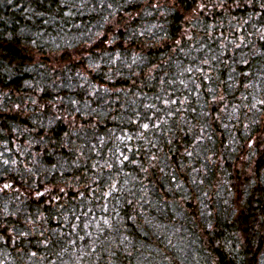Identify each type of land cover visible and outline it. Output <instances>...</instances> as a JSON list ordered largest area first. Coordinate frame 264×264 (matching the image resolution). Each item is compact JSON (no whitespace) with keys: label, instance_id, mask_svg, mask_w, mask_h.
I'll return each instance as SVG.
<instances>
[{"label":"clouds","instance_id":"clouds-1","mask_svg":"<svg viewBox=\"0 0 264 264\" xmlns=\"http://www.w3.org/2000/svg\"><path fill=\"white\" fill-rule=\"evenodd\" d=\"M0 264H264V0H0Z\"/></svg>","mask_w":264,"mask_h":264}]
</instances>
